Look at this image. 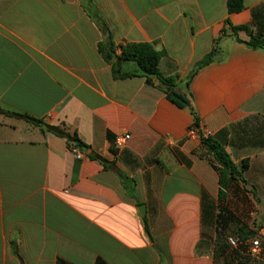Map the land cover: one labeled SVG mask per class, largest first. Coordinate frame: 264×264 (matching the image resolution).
Listing matches in <instances>:
<instances>
[{
    "label": "crops",
    "instance_id": "obj_1",
    "mask_svg": "<svg viewBox=\"0 0 264 264\" xmlns=\"http://www.w3.org/2000/svg\"><path fill=\"white\" fill-rule=\"evenodd\" d=\"M91 1L117 46L166 52L159 69L181 93L230 34L227 20L264 37V0L233 14L227 0ZM103 40L85 0H0V264H264V224L251 228L262 239L255 263L218 237L219 165L201 142L248 159V192L237 194L264 197V51L222 38L190 83L191 111L157 82L115 79ZM12 114L76 134L85 158ZM109 135L130 139L117 149Z\"/></svg>",
    "mask_w": 264,
    "mask_h": 264
},
{
    "label": "trees",
    "instance_id": "obj_2",
    "mask_svg": "<svg viewBox=\"0 0 264 264\" xmlns=\"http://www.w3.org/2000/svg\"><path fill=\"white\" fill-rule=\"evenodd\" d=\"M87 10L92 16L93 20L97 23L101 32L103 33L104 40L99 43V52L101 56L112 66V72L115 79H129L135 77H144L146 78L149 84L158 83L159 88L163 90L167 98L176 104L177 106L184 108L188 107L193 111L190 101V83L194 76L204 67L215 62L220 56L219 43L222 38L230 36L236 41L246 44L249 48L255 50L264 51V37L254 34L252 29L247 25L233 26L229 20H227L226 25L230 30L228 34L227 30L223 31V35L216 42L213 50L200 62L196 64L194 69L189 74L184 88V93L179 92L180 88L177 84L178 76L176 77H165L160 69L159 64L161 59L166 55L165 51H157L155 49L154 43H130L124 46H117L113 40L111 32L100 16V14L95 10L91 0H85ZM227 8L229 14L242 12L245 8L244 0H227ZM240 32L246 33L249 37V40L244 42L239 39L238 34ZM120 49V54L117 53V50ZM133 66L134 70H128L124 66ZM178 95L182 102H179L173 98V95ZM16 117H20L26 120L29 123H32L42 129L43 132L53 133L60 137H65L68 141V145L72 143L76 144L81 150L88 149L76 134H70L66 131L65 128L60 126H50L44 123L42 120L33 119L27 115L23 114H12ZM194 126L199 127L198 117L195 116ZM109 141L114 144V139L109 135ZM201 142L206 148L213 154L215 157L218 166L213 165V168L219 174V184H220V193L219 199L221 202L220 214L217 220L218 226V237L222 236V233L226 232L234 224L239 225L238 230L235 233L238 240L243 243L250 238H255L257 232L248 225H242L238 217L229 210L228 208V192H240L242 190L247 191L246 181L244 179L243 173L248 169L249 163L248 159H244L240 165H237L231 155L227 152L224 143L212 136L201 135ZM113 153H116L113 150ZM91 158L95 157L103 162L102 158L98 156H90ZM242 250L245 252V248L241 245ZM100 264V263H99Z\"/></svg>",
    "mask_w": 264,
    "mask_h": 264
},
{
    "label": "rangeland",
    "instance_id": "obj_3",
    "mask_svg": "<svg viewBox=\"0 0 264 264\" xmlns=\"http://www.w3.org/2000/svg\"><path fill=\"white\" fill-rule=\"evenodd\" d=\"M186 81H184L180 87H185ZM236 195H232V197L228 200V207H231L235 210L237 213V217L239 221H244L245 224L250 226V228H256L260 229L261 226H263L264 223L261 222V217H264V197L261 199H257L254 197V192H250L249 197L241 196L235 193ZM259 195H262L261 193ZM261 212V217L258 215V213ZM264 219V218H263ZM260 226V227H259ZM235 237V232H231L229 229L222 233L221 236V242L224 243V246L226 249L231 248L227 243L228 237ZM260 239V242L262 244V239L260 236H256ZM227 243V244H226ZM247 259L251 261L252 263L257 262V258L249 257L247 256Z\"/></svg>",
    "mask_w": 264,
    "mask_h": 264
},
{
    "label": "built area",
    "instance_id": "obj_4",
    "mask_svg": "<svg viewBox=\"0 0 264 264\" xmlns=\"http://www.w3.org/2000/svg\"><path fill=\"white\" fill-rule=\"evenodd\" d=\"M191 135L194 136L196 135L195 130L193 129L191 131ZM130 139L129 135H119L115 138L114 140V145L115 148L119 149L121 147H123L125 145V143ZM70 151L73 154V156L77 159V160H82L85 158V155L83 154V152L77 147L76 144L72 143L71 145H69ZM227 243L228 245L232 248V249H236V250H242L241 245L243 246V248H245V254L246 256L249 257H254L257 258L258 256H260L261 254V250H262V244L260 242V239L255 237V238H250L249 240L241 243L237 237H228L227 238Z\"/></svg>",
    "mask_w": 264,
    "mask_h": 264
},
{
    "label": "water",
    "instance_id": "obj_5",
    "mask_svg": "<svg viewBox=\"0 0 264 264\" xmlns=\"http://www.w3.org/2000/svg\"><path fill=\"white\" fill-rule=\"evenodd\" d=\"M173 98L175 99V100H177V101H179V102H182V99L178 96V95H173ZM142 209H144V206H141L140 208H139V210H140V212L143 214V212L141 211Z\"/></svg>",
    "mask_w": 264,
    "mask_h": 264
}]
</instances>
